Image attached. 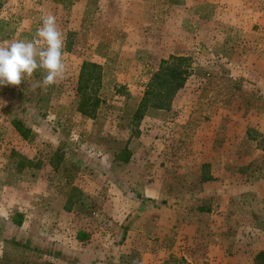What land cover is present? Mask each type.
<instances>
[{"label":"rangeland","instance_id":"1","mask_svg":"<svg viewBox=\"0 0 264 264\" xmlns=\"http://www.w3.org/2000/svg\"><path fill=\"white\" fill-rule=\"evenodd\" d=\"M47 14L65 79L0 86V264H264V0H0V41Z\"/></svg>","mask_w":264,"mask_h":264},{"label":"clouds","instance_id":"2","mask_svg":"<svg viewBox=\"0 0 264 264\" xmlns=\"http://www.w3.org/2000/svg\"><path fill=\"white\" fill-rule=\"evenodd\" d=\"M41 21L31 39L0 41V86H19L38 70L42 72V79L30 85L33 90L65 79L64 34L58 28L55 15L42 16Z\"/></svg>","mask_w":264,"mask_h":264},{"label":"trees","instance_id":"3","mask_svg":"<svg viewBox=\"0 0 264 264\" xmlns=\"http://www.w3.org/2000/svg\"><path fill=\"white\" fill-rule=\"evenodd\" d=\"M93 67H97V66H93ZM186 74V70H180V68L178 66H167L166 68H162L160 73L155 77V80L152 82L151 84V89H149L146 94L145 97L142 100V103L139 107V110L137 112V116H141L143 115V113L147 110V108L149 106H153V107H157V108H162V109H166L169 107L173 95L183 87L184 83L182 82L183 80V75ZM165 76H169L170 79L171 78H177L178 80H180V82L178 84H176V86L171 87L172 86V82H170V80L168 78H166ZM100 78V74H98V77ZM185 79V78H184ZM168 87L167 90H163V88ZM161 89V90H159ZM157 90V91H156ZM150 96H153L152 98H150ZM94 103L97 105H99V100L96 99L94 101ZM14 125L16 127V129L23 135V136H27L28 134V130L24 128L23 124L20 121H15ZM153 203H155V205L157 204V206H161V205H167L169 204V201L164 200L161 202H157V201H153ZM68 209H71V204H68ZM22 217V216H21ZM20 224L22 223V219H20ZM259 261H264V252H261L258 256Z\"/></svg>","mask_w":264,"mask_h":264}]
</instances>
